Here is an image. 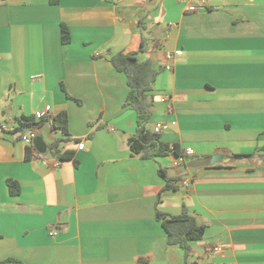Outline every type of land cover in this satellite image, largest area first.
<instances>
[{
  "label": "crops",
  "instance_id": "1",
  "mask_svg": "<svg viewBox=\"0 0 264 264\" xmlns=\"http://www.w3.org/2000/svg\"><path fill=\"white\" fill-rule=\"evenodd\" d=\"M120 53L158 72L151 128L181 157L132 155L137 112L111 63ZM47 107L67 113L61 154L74 156L48 153L62 133L47 126L46 159L0 129V264H264V0L0 2V122ZM160 168L177 189L162 191ZM185 209L206 226L189 255L157 220Z\"/></svg>",
  "mask_w": 264,
  "mask_h": 264
},
{
  "label": "trees",
  "instance_id": "2",
  "mask_svg": "<svg viewBox=\"0 0 264 264\" xmlns=\"http://www.w3.org/2000/svg\"><path fill=\"white\" fill-rule=\"evenodd\" d=\"M8 0H0L6 3ZM52 5H57L59 0H50ZM62 42L69 44L71 42L70 32L65 24H62ZM143 46V43H142ZM114 68L127 77L129 93L125 105L130 106L137 112V131L131 136L127 144L133 156L144 160H155L174 154L177 157L182 156V151L178 145L170 147L169 144L161 140V135L151 128L152 113L155 108V101L152 92L158 72L154 70L150 62H140L136 54L120 53L111 58ZM52 131L61 132L62 138L57 139L48 147V153L51 155H59L60 160H68L73 158L74 152H64L61 154L63 144L69 141L68 136V116L63 112L57 116H53ZM50 117L43 118L39 124L35 123V117H24L17 120L21 130L33 128L35 125L41 128L48 126ZM21 131V132H20ZM34 149L27 148V157L31 159ZM248 155H237L235 158H246ZM160 176L165 180L166 184L163 190L177 189L175 182L167 175L165 168H160ZM10 193L18 195L20 193L19 185L13 181L8 182ZM160 201V199H158ZM157 220L161 222L167 236L168 243L172 246H180L189 255L193 243L200 242L205 238L206 226L200 224L195 216L187 209L179 216H172L157 211Z\"/></svg>",
  "mask_w": 264,
  "mask_h": 264
},
{
  "label": "built area",
  "instance_id": "3",
  "mask_svg": "<svg viewBox=\"0 0 264 264\" xmlns=\"http://www.w3.org/2000/svg\"><path fill=\"white\" fill-rule=\"evenodd\" d=\"M180 1H183V0H180ZM200 3L202 5H206L207 0H200ZM197 10H198V8L195 6H191L188 8L189 12H196ZM181 53H182V51H176L175 53H171V52L166 53V60L169 62L166 65L167 70H172L173 67H172L171 62L174 60L175 56H179V55H181ZM162 101L170 106V97L169 96H167V95L164 96L162 98ZM49 111H50V108L47 107L43 112L36 114L35 123L39 124L43 118L48 116V117H50V122H49L47 127H49L52 130V125H53V119L52 118H53V116H50ZM18 128H19V125L16 123V121H14V119L11 116L6 117L4 120H2L0 122V129L4 133L20 135L22 141L26 145H28V147H32L34 149L33 158L35 157L37 159H46V155L38 152V150L36 149V147L34 145L35 139H37L39 137L41 127L38 125H35L33 128H27V129L23 130L21 133L17 132ZM161 129H162V125L158 124L155 127V132L160 133ZM79 148H83V145L81 144ZM186 152L188 155L193 153L192 149H190V148L187 149ZM60 164H61L60 160L55 162L56 167H59ZM184 184H185V186H188L189 182L185 181ZM215 250H218V249L216 248Z\"/></svg>",
  "mask_w": 264,
  "mask_h": 264
},
{
  "label": "water",
  "instance_id": "4",
  "mask_svg": "<svg viewBox=\"0 0 264 264\" xmlns=\"http://www.w3.org/2000/svg\"><path fill=\"white\" fill-rule=\"evenodd\" d=\"M34 145L36 149L38 150V152H40L41 154L47 153V145L45 144L44 140L41 137H38L37 139H35ZM221 160H222V156L220 155L214 156L212 158L197 159V160H194L188 163V167L190 169H199V168H203L209 165L214 166L217 163H219Z\"/></svg>",
  "mask_w": 264,
  "mask_h": 264
},
{
  "label": "rangeland",
  "instance_id": "5",
  "mask_svg": "<svg viewBox=\"0 0 264 264\" xmlns=\"http://www.w3.org/2000/svg\"><path fill=\"white\" fill-rule=\"evenodd\" d=\"M168 159H171L172 158V156H170V157H167Z\"/></svg>",
  "mask_w": 264,
  "mask_h": 264
}]
</instances>
